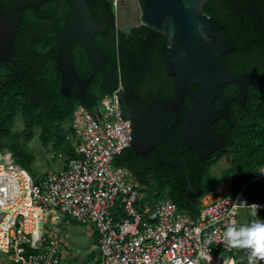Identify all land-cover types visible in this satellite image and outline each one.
Returning <instances> with one entry per match:
<instances>
[{
    "label": "trees",
    "instance_id": "trees-1",
    "mask_svg": "<svg viewBox=\"0 0 264 264\" xmlns=\"http://www.w3.org/2000/svg\"><path fill=\"white\" fill-rule=\"evenodd\" d=\"M16 1L0 0V9H10ZM85 1L94 19L104 28L103 33H95L93 41L108 54L105 68L122 82L123 89L148 101L173 97L176 80L168 74V65L160 52L166 36L138 23L119 29L115 26L111 0ZM59 2L61 6L56 13L49 5L51 0L38 11L32 6L24 8L11 58L0 60V148L8 149L25 170L35 158L29 150L34 140L39 142L44 156L62 157L65 166L76 155L65 138L73 110L83 105L93 112L109 93L103 72L93 70L78 42L72 48L74 67L82 78L90 74L92 78L82 90L73 86L69 96L60 93V72L53 54L58 45L57 29L63 28L64 12L69 7L63 0ZM203 10L223 25L220 34L227 36L233 46L221 55L224 69L230 73L247 72L262 90L248 85L245 103H231V126L222 118L211 123L224 133V143L207 158H199L182 137L180 128L185 113L181 112L179 120L172 124L174 116L166 109L150 151L139 154L129 146L113 159L130 171L140 193L150 190L142 197L144 201L153 204L169 198L189 215L198 211L204 195L229 178L232 194L241 191V203L246 200L264 205V176L258 174L264 171V0H208ZM38 12L50 13L52 18L42 17ZM193 88L200 89L198 84ZM237 89V84L227 82L222 86V95L228 97ZM191 103L185 95L182 107L188 109ZM213 104L219 106V100ZM17 118L22 122L21 129L15 127ZM224 154L231 157V165L222 170L217 181L211 168ZM256 219H264V207L259 209ZM259 264H264V258L259 259Z\"/></svg>",
    "mask_w": 264,
    "mask_h": 264
},
{
    "label": "built area",
    "instance_id": "built-area-1",
    "mask_svg": "<svg viewBox=\"0 0 264 264\" xmlns=\"http://www.w3.org/2000/svg\"><path fill=\"white\" fill-rule=\"evenodd\" d=\"M111 2L114 8L118 0ZM121 90L118 79L93 112L75 107L65 138L76 155L57 172L34 180L0 150V264H61L51 228L62 215L94 228L97 264H248V252L228 246L223 235L248 209L241 191L202 197L189 215L169 198L144 201L130 171L114 163L131 144Z\"/></svg>",
    "mask_w": 264,
    "mask_h": 264
},
{
    "label": "water",
    "instance_id": "water-1",
    "mask_svg": "<svg viewBox=\"0 0 264 264\" xmlns=\"http://www.w3.org/2000/svg\"><path fill=\"white\" fill-rule=\"evenodd\" d=\"M44 1L18 0L10 9H0V60L11 58L22 10L27 6L37 9ZM64 1L69 8L64 12L63 28L57 29L58 45L53 54L60 72V93L69 96L73 86L82 90L92 78V74L82 78L74 67L72 48L77 42L93 70L103 72L108 91L115 90L118 79L105 68L108 54L93 41L95 33H103L104 28L94 19L85 0ZM207 1L136 0L138 24L167 38L160 52L168 65V74L176 80L175 95L167 99L156 97L148 101L124 89L118 93L120 116L130 121V147L136 153L145 154L153 148L163 111L169 109L174 116L172 124L179 120L181 112L185 113L180 128L182 137L199 158H207L224 143V133L214 129L211 123L222 117L231 125V102L243 104L248 85L262 90L247 72L230 73L224 69L221 55L233 46L227 36L220 34L223 25L203 10ZM227 82L237 84L238 89L232 96L223 97L221 89ZM194 84L199 85V91L194 90ZM185 95L192 101L188 109L182 107ZM215 99L220 101L217 107L213 104Z\"/></svg>",
    "mask_w": 264,
    "mask_h": 264
},
{
    "label": "rangeland",
    "instance_id": "rangeland-1",
    "mask_svg": "<svg viewBox=\"0 0 264 264\" xmlns=\"http://www.w3.org/2000/svg\"><path fill=\"white\" fill-rule=\"evenodd\" d=\"M114 9L115 26L119 29H127L130 26L138 23V9L136 0H118L116 7ZM17 129L22 128V122L17 118L15 123ZM5 148H0L3 151ZM30 151L35 154L33 162L29 163L28 173L32 176L34 180H38L44 177L49 171L59 170L64 161V158H54L52 155H43L41 151V146L37 140L32 141ZM13 157V156H12ZM14 159V158H13ZM15 161V160H14ZM16 162V161H15ZM17 163V162H16ZM231 157L229 155H222L221 158L212 166L211 172L216 174L217 177H221L222 170L230 167ZM221 178L217 179L220 181ZM230 178L219 182L213 192L220 191L234 193L232 190ZM148 189L142 190L141 196L145 198L148 195ZM215 193H213L214 195ZM241 219H244V224L251 223L255 220V217L249 214V210H243ZM52 231L55 236L52 237L51 241L60 247L63 245L64 249L68 252L74 253L77 257L71 262V264H94L97 254L96 249V239L97 235L93 227H86L76 220L62 215L55 225L52 226ZM64 238L66 243L70 246L65 248L64 244L60 242V239Z\"/></svg>",
    "mask_w": 264,
    "mask_h": 264
},
{
    "label": "clouds",
    "instance_id": "clouds-1",
    "mask_svg": "<svg viewBox=\"0 0 264 264\" xmlns=\"http://www.w3.org/2000/svg\"><path fill=\"white\" fill-rule=\"evenodd\" d=\"M258 174L264 176V171H259ZM242 202L253 217H256L259 209L264 207L258 202L249 203L246 200H242ZM223 235L228 246L248 250V264H256L258 259L264 258V219H256L251 223L241 224L240 226L229 224L226 226ZM211 242V238H209L208 243Z\"/></svg>",
    "mask_w": 264,
    "mask_h": 264
},
{
    "label": "crops",
    "instance_id": "crops-1",
    "mask_svg": "<svg viewBox=\"0 0 264 264\" xmlns=\"http://www.w3.org/2000/svg\"><path fill=\"white\" fill-rule=\"evenodd\" d=\"M54 159V158H53ZM64 166V162L62 163L61 165V168ZM58 171V170H57ZM49 172H55V171H49ZM228 192V191H226ZM226 192H220V191H215V192H209L207 193L206 195L203 196V199L204 200H210L212 199L213 197L217 196L218 194H222V193H226ZM213 193H215L213 195ZM64 238H61L60 239V242L64 244L65 248H68V246H70L69 243H66V240H63ZM70 248V247H69ZM69 248L67 250L64 249L63 245H61L59 247L61 253H62V260H61V264H71V262L77 257L74 253L72 252H68ZM96 256V259H95V262L94 264H97V254L95 255Z\"/></svg>",
    "mask_w": 264,
    "mask_h": 264
},
{
    "label": "flooded vegetation",
    "instance_id": "flooded-vegetation-1",
    "mask_svg": "<svg viewBox=\"0 0 264 264\" xmlns=\"http://www.w3.org/2000/svg\"><path fill=\"white\" fill-rule=\"evenodd\" d=\"M50 0H46V1H44V2H42L38 7H37V9H34V10H37L38 11V8H40V7H42L44 4H46L47 2H49ZM64 1V0H63ZM65 2V1H64ZM66 3V2H65ZM67 4V3H66ZM50 6H51V8L53 9V8H55V10H54V13H56L57 12V10L60 8V2H59V0L58 1H56V2H52V0H51V3L49 4ZM42 13H45L47 16L45 17V18H50L51 17V15H50V13H47V12H38V14H42ZM41 16V15H40ZM42 17H44V16H42ZM52 18V17H51ZM122 90H123V86H122ZM233 95V94H232ZM232 95H230V96H232ZM230 96H228V97H230ZM246 99V98H245ZM216 100V99H215ZM219 100V99H218ZM234 102V101H233ZM219 103H220V101H219ZM232 103V102H231ZM244 103H245V101H244ZM243 103V104H244ZM241 104V103H240ZM230 106H231V104H230ZM166 110V109H165ZM164 110V111H165ZM163 111V112H164ZM220 118H222V117H220ZM219 118V119H220ZM219 119H217V120H219ZM223 119V118H222ZM225 120V119H224ZM226 121V120H225ZM227 122V121H226ZM228 123V122H227ZM233 123V122H232ZM229 124V123H228ZM232 125V124H231ZM230 125V126H231ZM146 154V153H145Z\"/></svg>",
    "mask_w": 264,
    "mask_h": 264
},
{
    "label": "bare ground",
    "instance_id": "bare-ground-1",
    "mask_svg": "<svg viewBox=\"0 0 264 264\" xmlns=\"http://www.w3.org/2000/svg\"><path fill=\"white\" fill-rule=\"evenodd\" d=\"M53 220H54V218H53Z\"/></svg>",
    "mask_w": 264,
    "mask_h": 264
}]
</instances>
